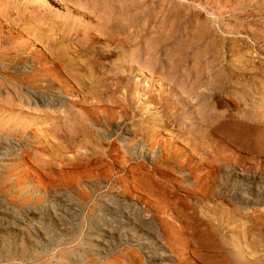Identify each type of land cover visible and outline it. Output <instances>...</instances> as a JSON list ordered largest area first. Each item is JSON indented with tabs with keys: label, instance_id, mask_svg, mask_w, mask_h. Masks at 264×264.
Wrapping results in <instances>:
<instances>
[{
	"label": "rangeland",
	"instance_id": "374dc122",
	"mask_svg": "<svg viewBox=\"0 0 264 264\" xmlns=\"http://www.w3.org/2000/svg\"><path fill=\"white\" fill-rule=\"evenodd\" d=\"M2 244L264 264V0H0Z\"/></svg>",
	"mask_w": 264,
	"mask_h": 264
},
{
	"label": "bare ground",
	"instance_id": "6f19581e",
	"mask_svg": "<svg viewBox=\"0 0 264 264\" xmlns=\"http://www.w3.org/2000/svg\"><path fill=\"white\" fill-rule=\"evenodd\" d=\"M82 49V48H81ZM61 92V91H60ZM26 226V225H25ZM34 226V225H33ZM24 227V226H23ZM22 227V228H23ZM11 228V227H10ZM25 228H27V227H25ZM3 232V231H2ZM5 234V233H4ZM21 239H23V238H21ZM18 240V239H17ZM17 243V242H16ZM8 245H10V244H8ZM9 247V246H8ZM9 249V248H8ZM6 247H5V244H2V246H1V248H0V252L2 251V252H5L6 250H8ZM17 249H19V253L20 252H23L24 250H25V245H23V244H20V246H19V248H17ZM19 255V254H18ZM59 264H62L61 262L59 263Z\"/></svg>",
	"mask_w": 264,
	"mask_h": 264
}]
</instances>
